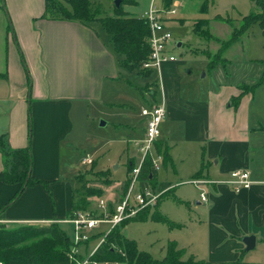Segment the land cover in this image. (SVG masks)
Here are the masks:
<instances>
[{
    "label": "crops",
    "instance_id": "obj_1",
    "mask_svg": "<svg viewBox=\"0 0 264 264\" xmlns=\"http://www.w3.org/2000/svg\"><path fill=\"white\" fill-rule=\"evenodd\" d=\"M44 13L45 0H0V140L9 150L29 147L31 175L45 182L27 187L12 203L19 186L0 182V227L5 229L53 223L63 230V225H73L68 213L75 205L79 173L69 162L74 151L67 146L70 139L66 143L75 128L72 114L79 118L92 108L132 109L117 102L131 72L119 66L102 27L50 20ZM175 43L181 47V42ZM183 65L164 63L153 72L154 84L152 77L140 76L148 81L140 89L142 108L162 99L166 106L158 142L168 147L170 162L156 180L179 194V183L220 182L233 171L248 172L253 182L249 189L236 193L229 185L209 183L203 187L207 201L197 199L194 209L190 201L176 197L177 205L188 209L174 229L184 259L239 263L245 237H255V247L264 246V105H258L254 92L230 81L232 74L250 80L251 69L232 67L233 72L226 73V67L216 65L212 82L203 86L189 78ZM150 85L153 89L146 91ZM140 117L136 125L127 126L135 136L128 144L144 137L145 120ZM126 151L131 168L136 150L128 146ZM4 168L0 150V173ZM170 170L176 181L168 180ZM126 228L123 235L129 239ZM79 246L72 250L75 256Z\"/></svg>",
    "mask_w": 264,
    "mask_h": 264
},
{
    "label": "rangeland",
    "instance_id": "obj_2",
    "mask_svg": "<svg viewBox=\"0 0 264 264\" xmlns=\"http://www.w3.org/2000/svg\"><path fill=\"white\" fill-rule=\"evenodd\" d=\"M166 1L162 0L163 5ZM176 1L181 6L170 19V22L166 24V28L172 34L175 42H181V47L177 48L175 45H171L168 51L175 56L177 61L184 63L182 68L190 71L189 78H197L198 83L203 86L212 82V75H210L212 69H208L210 61L219 65L218 67L221 69L226 67V73H232V67L245 71L251 69L252 71L249 72L250 80H239L232 74V80L230 81L237 86L240 85V89L243 91L251 90V92H254L256 102L262 107L264 105V27L260 28L258 23H253L248 28L246 27L253 21L249 16L252 12H255V14L260 13L262 22H264V9L260 10L251 0ZM256 1L264 6V0ZM92 2L93 7L99 10L100 17H112L114 0H93ZM123 3L122 9L127 13L126 15L136 19H143L150 0H123ZM157 5H160V3L157 2ZM204 20L207 21L208 26L207 28H202L203 30H208L209 37H206L201 29H199L200 34L196 32L197 27ZM88 24L94 27L100 26L98 22H89ZM234 29L240 34L238 40L223 52L222 58L226 60L224 62L220 61L218 51L221 48V44L231 39ZM227 60L232 62V67L229 68ZM140 70L143 69L141 68ZM140 70L130 71L131 73L126 77L128 83L125 84L123 89L120 88L119 91L120 97L117 102H120L121 106L128 105L132 109L92 108L85 111L83 116H79V118L74 113L72 114L71 120L75 128L70 137L67 138L66 143L70 139L67 146H72L74 151L71 153L69 162L73 169L79 173L78 180L75 182V208L86 206L85 210L79 212L80 215L89 217L90 212H93L97 216L103 215L102 219L97 220L105 221L110 219L111 217H106V212L101 208V203H103L105 208H107V204H111L113 208V205L118 203L123 197L122 185L117 187V189L116 186L118 183L123 184L129 181L126 151L128 146L136 150L134 162L139 159L137 147L134 145L135 140L132 142L133 144H128L135 136L128 131L127 126L130 127L133 123L136 125L141 120L140 113L143 109L142 107L145 106L140 89L148 81L142 80L139 75ZM203 74H205V78L201 80L200 78ZM235 74H237L236 71ZM149 77L153 78L152 84L156 83L155 73H151ZM153 87L154 85L146 86L145 90L148 91V88L153 89ZM84 109L86 110L87 108ZM100 122H104L106 126L100 127ZM87 157L91 158L93 163L91 165H82L81 161ZM101 170H104L103 172H107V174L103 175ZM161 170L162 168L157 173H160ZM169 175L168 180H177L172 171L169 172ZM160 177H163L162 172ZM108 180H113L114 185L112 183L107 185L106 182ZM173 183L175 184L176 182ZM176 187L180 189L179 194L170 190L157 200L156 205L150 207L151 210L139 211L137 213L139 216L136 214L138 217L127 219L121 226L122 235L123 230L127 227L126 235L129 240L135 241L139 251L148 253L156 260L164 258L167 244L175 242L177 232L163 223L152 221L150 215L157 211L168 221L177 224L185 219L188 209L179 207L177 205L179 200L176 197L190 201L191 209H194L197 199H200L199 191L193 185L179 183ZM93 190L96 191L95 195ZM98 190L102 193L101 196H98ZM175 191H178V189H175ZM134 192H138L137 186ZM157 192L158 190L154 193ZM90 194L93 196H90ZM136 217L137 219H135ZM62 228L70 243L74 244V225L65 224ZM107 229L108 231H106ZM105 231L106 233L98 235V238H93L96 234ZM110 231L111 227L107 223H100L92 230H81V236L92 239L88 240L86 245H80L77 248V254L87 259L91 256L100 238V242L103 241ZM77 261L81 260L78 258ZM72 263L75 264V261ZM239 263L264 264V246L259 243L251 251L242 252Z\"/></svg>",
    "mask_w": 264,
    "mask_h": 264
},
{
    "label": "trees",
    "instance_id": "obj_3",
    "mask_svg": "<svg viewBox=\"0 0 264 264\" xmlns=\"http://www.w3.org/2000/svg\"><path fill=\"white\" fill-rule=\"evenodd\" d=\"M92 1L93 0H45L44 17L50 20L77 22L86 26L89 25V22H98L109 36L110 44L119 57V66L128 71L140 70L142 65L148 61L151 51L148 43L150 32L147 21L126 15L127 13L122 9L124 5L123 0H121V5L118 9L115 8L113 4L112 17H100L99 10L93 7ZM251 1L254 2L260 10L264 9V6L260 2L256 0ZM172 2L173 0H167L164 4L165 7H170ZM249 16L253 21L250 22L246 28L253 23H258L260 28L264 27V22H262L260 13L255 14V12H252ZM207 26V21H202L199 26L200 28L197 27L196 32L200 34L199 29H201L206 37H209L210 34L208 30H203V28H207ZM239 35L240 34L234 29L231 39L222 42L221 48L218 51V58L220 61H225L222 58L223 52L237 42ZM210 62L208 69H213L216 64L213 63V61ZM151 73L153 72L150 70L139 71V75L142 78H148ZM29 122L28 120V123ZM0 150L5 167L3 172L0 173V182L19 186L11 203L15 201L27 187L45 184L43 181L34 179L31 175L32 156L29 147L9 150L5 147L3 140H0ZM156 151L162 156V166L166 167V164L170 162L168 147L161 142H157ZM130 170L131 168H128L129 172ZM106 174L107 172H103V175ZM196 177H198V174ZM156 179L157 171L154 170L150 161L146 160L138 175L140 190L144 191L145 189H149L154 193L156 190L163 191L168 188L167 184H157ZM106 183L110 185L112 182L108 180ZM129 183L130 182L127 181L122 184L123 197L128 190ZM93 193L95 195L96 191L93 190ZM166 193L164 195H166ZM101 195L102 193L98 190V196ZM90 196L93 195L90 194ZM121 200L119 202H121ZM85 209L86 206H78L75 208L74 205L68 213V219L73 221L78 217L79 212ZM147 210H151V208L147 207L142 211ZM113 213L114 209L112 205L108 204L106 217L110 218ZM137 215L139 216V214ZM89 217L92 219H102L103 215L97 216L95 213L90 212ZM137 217L135 219H137ZM150 219L154 222L163 223L170 229L177 228L176 224L168 221L157 211L150 215ZM125 221L111 229L104 237L103 242L97 247L92 256H90L92 262L97 264H210L209 262L198 261L192 257L184 259L185 250L179 249L175 242L167 244L163 259L156 260L152 258L148 253L139 251L135 241L129 240L122 235L121 226ZM85 242L87 241H84V243ZM80 244H83V242L71 244L65 232L57 224L53 223L23 225L12 229L0 227V264H71L69 256L72 254L73 248ZM72 255L77 260L78 258L83 260L80 256H75V254Z\"/></svg>",
    "mask_w": 264,
    "mask_h": 264
},
{
    "label": "built area",
    "instance_id": "obj_4",
    "mask_svg": "<svg viewBox=\"0 0 264 264\" xmlns=\"http://www.w3.org/2000/svg\"><path fill=\"white\" fill-rule=\"evenodd\" d=\"M157 2L160 3V5H157ZM180 6L181 5L177 1H174L169 8H166L163 5L162 0H150L149 7L143 16V19L147 21L149 26L150 35L148 43L151 51L148 61L142 65L143 70L157 72L164 63L177 61L175 56L168 51V48L171 45H176V43L172 34L166 28V24L170 22V19L176 14L177 9L180 8ZM141 115L145 120L144 137L134 142V145L137 147L139 159L133 166H131V170L129 172L130 183L125 196L121 202L116 204L114 207V213L110 219H106L104 221L79 215L71 221L74 225L75 244L88 240L86 236L80 235L81 230H91L100 223H107L112 229L120 225L123 221L133 218L139 211L156 205L157 200L172 189V187H168L163 191H158L157 193H153L149 189H145L144 191L138 189V175L146 160L150 161L154 170L158 171L162 168V156L156 151V143L160 137L161 123L166 115L164 100L162 99L160 102L152 103L150 107L143 108L141 110ZM82 164L91 165L92 159L87 157L82 160ZM185 183L193 185L198 189L201 202L207 201L203 187L209 183L229 185L236 193L249 189L253 184L248 172L238 170L231 172L230 177L226 181L209 182L200 179H192ZM136 186L138 192H134ZM101 208L104 209V212H106V208L103 206V203H101ZM102 242L103 241H101L100 244ZM72 254H74L73 251ZM72 254L69 256L71 264H73V261H75V264H97L92 262L90 257L77 261Z\"/></svg>",
    "mask_w": 264,
    "mask_h": 264
},
{
    "label": "water",
    "instance_id": "obj_5",
    "mask_svg": "<svg viewBox=\"0 0 264 264\" xmlns=\"http://www.w3.org/2000/svg\"><path fill=\"white\" fill-rule=\"evenodd\" d=\"M115 8H120L121 5V0H114L113 2ZM178 47H180V44H178ZM205 74L202 75L201 78H204ZM105 123L104 122H100V126H104ZM243 244L245 245V251H251L252 249H254L255 247V237L253 236H247L245 237L243 240Z\"/></svg>",
    "mask_w": 264,
    "mask_h": 264
}]
</instances>
